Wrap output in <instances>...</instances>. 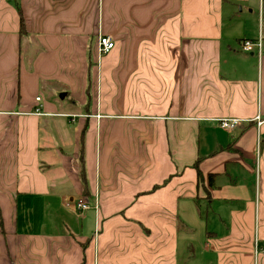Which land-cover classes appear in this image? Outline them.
<instances>
[{
  "label": "crops",
  "instance_id": "crops-1",
  "mask_svg": "<svg viewBox=\"0 0 264 264\" xmlns=\"http://www.w3.org/2000/svg\"><path fill=\"white\" fill-rule=\"evenodd\" d=\"M261 36L264 0H0V264H264Z\"/></svg>",
  "mask_w": 264,
  "mask_h": 264
},
{
  "label": "built area",
  "instance_id": "built-area-1",
  "mask_svg": "<svg viewBox=\"0 0 264 264\" xmlns=\"http://www.w3.org/2000/svg\"><path fill=\"white\" fill-rule=\"evenodd\" d=\"M242 50L245 53L252 54L257 56V59L259 62L262 61L264 57V38L261 36L258 40H243L242 41ZM115 42L110 37H101L99 39V52L102 55L109 54L114 48H115ZM37 102H40V98L36 99ZM40 111L37 110L36 113H39ZM257 122V126L260 127L264 120L261 119V117L258 115L255 119ZM216 123L218 127H220L222 130L227 132H233L237 130L243 123H246V121L237 119V118H222L217 119ZM67 207H72L73 209L77 211H85L88 210L89 206L88 203L84 200H79L77 202L71 203L69 202L67 204Z\"/></svg>",
  "mask_w": 264,
  "mask_h": 264
},
{
  "label": "trees",
  "instance_id": "trees-1",
  "mask_svg": "<svg viewBox=\"0 0 264 264\" xmlns=\"http://www.w3.org/2000/svg\"><path fill=\"white\" fill-rule=\"evenodd\" d=\"M19 13H20V21H21V23H20L21 24L20 34L23 36L26 33L25 20H24L22 13H21V10L19 11ZM195 168H196L197 173H198V178H201L202 175H201V172L199 170V162H197L195 164ZM210 180H211V177H210ZM210 184H211V182H210Z\"/></svg>",
  "mask_w": 264,
  "mask_h": 264
},
{
  "label": "rangeland",
  "instance_id": "rangeland-1",
  "mask_svg": "<svg viewBox=\"0 0 264 264\" xmlns=\"http://www.w3.org/2000/svg\"><path fill=\"white\" fill-rule=\"evenodd\" d=\"M201 211L203 212V213H206V209H201ZM255 253V252H254ZM200 254H201V252H196V261H197V264H199V260H200ZM258 256V255H257ZM253 264H256V262L254 261V263ZM258 264V263H257Z\"/></svg>",
  "mask_w": 264,
  "mask_h": 264
},
{
  "label": "water",
  "instance_id": "water-1",
  "mask_svg": "<svg viewBox=\"0 0 264 264\" xmlns=\"http://www.w3.org/2000/svg\"><path fill=\"white\" fill-rule=\"evenodd\" d=\"M65 97V95L64 94H62L61 96H60V98H64Z\"/></svg>",
  "mask_w": 264,
  "mask_h": 264
}]
</instances>
